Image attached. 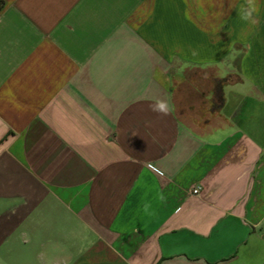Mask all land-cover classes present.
<instances>
[{
	"label": "crops",
	"instance_id": "1",
	"mask_svg": "<svg viewBox=\"0 0 264 264\" xmlns=\"http://www.w3.org/2000/svg\"><path fill=\"white\" fill-rule=\"evenodd\" d=\"M0 264H264V0H0Z\"/></svg>",
	"mask_w": 264,
	"mask_h": 264
},
{
	"label": "clouds",
	"instance_id": "2",
	"mask_svg": "<svg viewBox=\"0 0 264 264\" xmlns=\"http://www.w3.org/2000/svg\"><path fill=\"white\" fill-rule=\"evenodd\" d=\"M247 19V16H245ZM151 110L160 114V115H167L169 112V107L166 102L164 101H156L153 105L150 106Z\"/></svg>",
	"mask_w": 264,
	"mask_h": 264
},
{
	"label": "built area",
	"instance_id": "3",
	"mask_svg": "<svg viewBox=\"0 0 264 264\" xmlns=\"http://www.w3.org/2000/svg\"><path fill=\"white\" fill-rule=\"evenodd\" d=\"M192 193L194 195H200L201 193V187L200 186H195L193 189H192Z\"/></svg>",
	"mask_w": 264,
	"mask_h": 264
}]
</instances>
